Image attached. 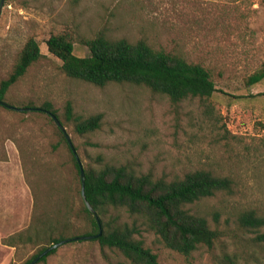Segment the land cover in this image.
<instances>
[{
  "label": "rangeland",
  "instance_id": "1",
  "mask_svg": "<svg viewBox=\"0 0 264 264\" xmlns=\"http://www.w3.org/2000/svg\"><path fill=\"white\" fill-rule=\"evenodd\" d=\"M1 3V0H0ZM103 31L112 39H140L155 49L180 54L206 67L218 92L210 98L174 103L144 86L104 87L65 75L46 46L65 33L78 56L82 41ZM43 57L8 91L0 106V160L20 168L13 184L29 187L27 218H0V264H24L39 245L27 234L34 217L67 235L81 236L89 222L79 214V179L58 126L43 106L50 103L69 134L83 166L101 161L127 165L136 173L174 180L207 170L233 181L221 192L189 206L219 232L211 248L186 257L163 245L138 222L141 238L157 254V264H264V226L243 225L253 210L264 218V80L247 78L264 69V0H4L0 13V82L12 72L27 39ZM83 118L101 114V127L81 136L66 122L65 107ZM69 208V211L67 209ZM68 213V214H67ZM119 221L133 222L125 212ZM65 218V219H63ZM11 244V245H8ZM36 264H133L121 252L92 240H69Z\"/></svg>",
  "mask_w": 264,
  "mask_h": 264
},
{
  "label": "trees",
  "instance_id": "2",
  "mask_svg": "<svg viewBox=\"0 0 264 264\" xmlns=\"http://www.w3.org/2000/svg\"><path fill=\"white\" fill-rule=\"evenodd\" d=\"M82 44L89 50L87 56L76 55L74 43L65 33L52 34L46 41L48 52L61 61L62 71L71 79L97 87L110 83L144 86L154 93L167 96L174 103L189 98L207 99L218 92L206 67L189 62L180 54L155 49L143 39L135 42L127 38L112 39L101 31L96 37L82 41ZM42 57L38 41L34 37L28 38L12 72L0 82L1 101H4L10 88ZM263 80L264 69L249 76L246 84L252 86ZM24 108L33 109L27 106ZM43 108L59 119L50 103L45 104ZM64 114L66 122L73 123L74 131L81 136L101 127V114L83 118L74 113L71 102L66 104ZM58 132L68 149L79 179V214L89 222V230L81 236L69 237V218H66L68 222L62 224V228L56 229L48 226L49 224L39 216L34 217L27 234L16 235L23 242L40 246L37 253L24 264H30L54 244L74 240L76 237L98 235L100 232L94 215L88 210L82 197L83 185L79 164L59 127ZM101 159L98 158L101 162L97 166H84V193L101 222L102 234L91 240L98 242L102 248L118 250L133 264H157V254L138 238L141 233L138 222L152 231L167 248L186 257L202 246L211 248L219 238V232L211 228L208 220L193 212L189 206L218 193L232 191L231 178L218 176L207 170H196L182 178L167 180L155 178L151 173H136L127 165L103 163ZM114 211L116 214L125 212L134 219L133 222L119 221V218H122L120 214H110ZM240 222L253 227L264 226V218L253 210L244 212ZM55 252L56 249L51 250L40 262H45Z\"/></svg>",
  "mask_w": 264,
  "mask_h": 264
},
{
  "label": "crops",
  "instance_id": "3",
  "mask_svg": "<svg viewBox=\"0 0 264 264\" xmlns=\"http://www.w3.org/2000/svg\"><path fill=\"white\" fill-rule=\"evenodd\" d=\"M21 177V170L14 162L0 160V218H27L29 187L26 182L13 184L11 172Z\"/></svg>",
  "mask_w": 264,
  "mask_h": 264
},
{
  "label": "water",
  "instance_id": "4",
  "mask_svg": "<svg viewBox=\"0 0 264 264\" xmlns=\"http://www.w3.org/2000/svg\"><path fill=\"white\" fill-rule=\"evenodd\" d=\"M3 3H4V0H1V3H0V13H1V9H2V6H3ZM0 104L3 105L4 107L8 108V109H13V110H18V111H26V110H30V108H17V107H14L4 101H1L0 100ZM52 119L55 121L56 125L60 128V130L64 133L65 137H66V140L73 152V154L75 155L76 157V160L79 164V168H80V175H81V180H82V185H83V188H82V197H83V200L88 208V210L94 215L99 227H100V232L98 235H94V236H88V237H76L74 238V240H91V239H96L98 236H100L102 234V229H101V222H100V219H99V216L97 214V212L93 209V207L90 205V203L87 201L86 199V195L84 193V184H85V173H84V166L81 162V159L77 153V150L69 136V134L66 132V129L64 128V126L62 125V123L60 122V120L54 115V114H50ZM69 240H66V241H62L60 243H57V244H54L53 246L47 248L46 250H44L38 257H36L30 264H36L38 261L41 260V258H43L44 256H46L51 250L53 249H56L57 247H59L60 245L68 242Z\"/></svg>",
  "mask_w": 264,
  "mask_h": 264
}]
</instances>
